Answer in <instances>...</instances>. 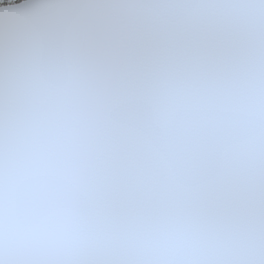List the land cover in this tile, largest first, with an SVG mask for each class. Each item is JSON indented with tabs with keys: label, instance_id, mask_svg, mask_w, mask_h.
I'll return each instance as SVG.
<instances>
[{
	"label": "snow or ice",
	"instance_id": "6c2138e0",
	"mask_svg": "<svg viewBox=\"0 0 264 264\" xmlns=\"http://www.w3.org/2000/svg\"><path fill=\"white\" fill-rule=\"evenodd\" d=\"M0 264H264V0H0Z\"/></svg>",
	"mask_w": 264,
	"mask_h": 264
},
{
	"label": "trees",
	"instance_id": "16d2710c",
	"mask_svg": "<svg viewBox=\"0 0 264 264\" xmlns=\"http://www.w3.org/2000/svg\"><path fill=\"white\" fill-rule=\"evenodd\" d=\"M20 0H16V2H19ZM5 3H7V0H5Z\"/></svg>",
	"mask_w": 264,
	"mask_h": 264
},
{
	"label": "water",
	"instance_id": "95a60500",
	"mask_svg": "<svg viewBox=\"0 0 264 264\" xmlns=\"http://www.w3.org/2000/svg\"><path fill=\"white\" fill-rule=\"evenodd\" d=\"M20 2V1H19ZM19 2H17V3H19Z\"/></svg>",
	"mask_w": 264,
	"mask_h": 264
}]
</instances>
